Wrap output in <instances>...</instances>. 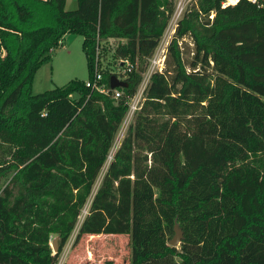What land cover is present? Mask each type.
<instances>
[{
  "label": "trees",
  "instance_id": "trees-1",
  "mask_svg": "<svg viewBox=\"0 0 264 264\" xmlns=\"http://www.w3.org/2000/svg\"><path fill=\"white\" fill-rule=\"evenodd\" d=\"M75 1L67 11V0H0V264H58L175 7ZM220 2L188 4L74 245L128 236L129 264H264V67L254 59L258 45L235 38L251 27L264 42V5ZM67 34L82 37L89 77L97 68L107 94L79 80L31 93ZM110 41L118 43L106 48ZM109 52L136 68L118 99L103 67ZM175 225L182 240L171 247Z\"/></svg>",
  "mask_w": 264,
  "mask_h": 264
},
{
  "label": "rangeland",
  "instance_id": "rangeland-1",
  "mask_svg": "<svg viewBox=\"0 0 264 264\" xmlns=\"http://www.w3.org/2000/svg\"><path fill=\"white\" fill-rule=\"evenodd\" d=\"M177 0H174L176 3ZM77 7L75 0H67L65 10L73 11ZM172 35L170 31H165L161 42L169 43ZM236 40L240 44L250 46L258 45V53L254 59L264 67V42H260L254 38L253 29L251 27L238 30L235 32ZM82 37L77 34H67L63 37L57 47L53 48L48 53V59L42 63L40 68L35 73L31 85V93L37 95L48 90L60 88L66 85L71 80H79L82 82L89 81V71L87 62L82 49ZM112 44H117L118 41L107 42L106 48ZM160 44V43H159ZM183 59L190 61L193 54V43L189 37H185L179 44ZM111 53H108L109 64H103L109 72H115L119 65V60L110 59ZM134 120L128 124L122 123L120 130L115 138L113 147L109 153L107 161L103 166L92 190V196L95 193L101 178L106 171L116 149L123 139L127 128L132 125ZM2 187V184H0ZM91 198L83 208L75 230L70 235L59 257L58 264H103L106 260H112L113 264H129L130 263V238L128 236H100L82 238L74 245V239L77 230L82 223L88 207L91 203ZM56 237L51 238V244ZM58 250V247H57Z\"/></svg>",
  "mask_w": 264,
  "mask_h": 264
},
{
  "label": "built area",
  "instance_id": "built-area-1",
  "mask_svg": "<svg viewBox=\"0 0 264 264\" xmlns=\"http://www.w3.org/2000/svg\"><path fill=\"white\" fill-rule=\"evenodd\" d=\"M192 0H177L175 3L174 11L169 19L167 28L165 31H170L172 35L179 20L183 17L188 4ZM242 0H221L220 8L227 9L239 4ZM250 4L256 5L257 7H262L264 5V0H244ZM210 18H213L211 13ZM165 33V32H164ZM163 38V37H162ZM166 41V40H165ZM161 42L153 52L152 56L147 60V65L145 71L141 74V82L135 92V94L127 100L128 110L124 118V124H128L131 120H134L136 113L141 108L144 101L145 90L150 82L151 76L154 73L161 72L165 67L166 55H167V45L168 42ZM120 65L115 72H111L112 75L116 76L119 80L125 81L127 76L136 68L128 62V60H119ZM111 75V76H112ZM102 74L97 68L94 70L93 77L85 82V86L91 90L98 91L102 94H107L108 89L101 84ZM112 95L115 99L122 96V92L119 89H114Z\"/></svg>",
  "mask_w": 264,
  "mask_h": 264
},
{
  "label": "water",
  "instance_id": "water-1",
  "mask_svg": "<svg viewBox=\"0 0 264 264\" xmlns=\"http://www.w3.org/2000/svg\"><path fill=\"white\" fill-rule=\"evenodd\" d=\"M109 86L111 90L118 89V88L123 89L127 87V83L125 81L119 80L116 76L112 75L109 78ZM181 240H182V232L180 228L177 225H175L174 226V236L169 242V245L171 247H177L180 244ZM57 241H58L57 238H55L51 244L53 253H57Z\"/></svg>",
  "mask_w": 264,
  "mask_h": 264
}]
</instances>
